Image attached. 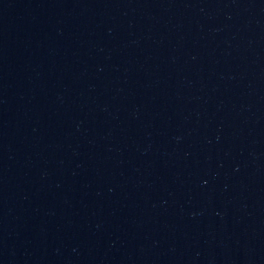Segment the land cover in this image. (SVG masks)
<instances>
[{"label": "water", "instance_id": "water-1", "mask_svg": "<svg viewBox=\"0 0 264 264\" xmlns=\"http://www.w3.org/2000/svg\"><path fill=\"white\" fill-rule=\"evenodd\" d=\"M0 264H264V0H0Z\"/></svg>", "mask_w": 264, "mask_h": 264}]
</instances>
